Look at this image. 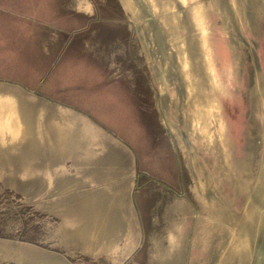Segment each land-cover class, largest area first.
Returning a JSON list of instances; mask_svg holds the SVG:
<instances>
[{"label": "rangeland", "instance_id": "374dc122", "mask_svg": "<svg viewBox=\"0 0 264 264\" xmlns=\"http://www.w3.org/2000/svg\"><path fill=\"white\" fill-rule=\"evenodd\" d=\"M141 2L0 0V79L72 108L61 115L66 125L95 121L126 144L129 160L134 156L125 187L128 222L119 233L133 225L138 233L132 229V239L109 259L80 250L71 258L76 264H246L228 260L224 212L234 220L230 211L264 168V0ZM235 28L253 46L259 75ZM193 43L212 89L206 105L193 90L192 104L205 113H193L191 121L185 81L197 89L201 78ZM35 106L40 111L42 104ZM73 109L85 116L75 119ZM8 186L0 184V239L35 242L42 234L36 213Z\"/></svg>", "mask_w": 264, "mask_h": 264}, {"label": "crops", "instance_id": "0c3cea01", "mask_svg": "<svg viewBox=\"0 0 264 264\" xmlns=\"http://www.w3.org/2000/svg\"><path fill=\"white\" fill-rule=\"evenodd\" d=\"M0 85V184L21 196L42 231L32 243L0 239V264H76L77 250L102 259L120 252L136 229L119 233L128 222L125 187L135 162L126 144L93 120L66 125L61 115L70 107L17 83Z\"/></svg>", "mask_w": 264, "mask_h": 264}, {"label": "water", "instance_id": "95a60500", "mask_svg": "<svg viewBox=\"0 0 264 264\" xmlns=\"http://www.w3.org/2000/svg\"><path fill=\"white\" fill-rule=\"evenodd\" d=\"M138 1L140 4H142L141 0H138ZM235 33L239 41L243 43V45L247 48L251 56L255 74L259 75L258 73L261 72V67H260V63H259L257 54L253 46L245 39V37L241 34V32L237 30L236 28H235ZM193 49L195 53L197 52V50H199L198 47L195 46L194 43H193ZM199 76H201V78L197 79V89L192 87L191 82H190V85H191L192 90H196L197 92L196 96L199 95V98L201 99L203 97L204 103L206 105L205 96L207 95L206 92L208 91V90L206 91V89H210L211 86L206 81V78L202 76V74H200ZM177 81L179 82L178 84L182 89L183 88L182 77L178 75ZM201 83L203 84V86H205V88L200 85ZM191 94L193 95V91L191 92ZM192 98H195L194 95ZM201 109H203V107H201ZM223 127L224 126L221 125V128ZM181 134H182V138L184 140V144L187 149V152L190 155H192V150L189 144V139L185 131L181 130ZM215 145H216L215 147L219 148L220 150L221 145L218 141L215 142ZM260 173L257 175V181L254 180L252 184L249 183L246 188L247 190L246 193L241 194V196H244L245 199L243 198V200L240 202L241 204L240 208L236 210L235 209L236 207H234L232 209L233 211H230L231 216L234 217V220H235L236 231L244 232L245 233L244 237L247 239L246 244H247L248 257L246 260V264H264V168L261 170ZM242 191L244 190L242 189ZM237 192L238 190L236 191V193ZM241 238L243 237L240 236V239ZM189 243L191 244V242Z\"/></svg>", "mask_w": 264, "mask_h": 264}, {"label": "bare ground", "instance_id": "6f19581e", "mask_svg": "<svg viewBox=\"0 0 264 264\" xmlns=\"http://www.w3.org/2000/svg\"><path fill=\"white\" fill-rule=\"evenodd\" d=\"M176 1V0H175ZM222 1V0H221ZM131 4V3H130ZM227 5V4H226ZM180 6V5H179ZM179 6H178V8H179ZM181 8V7H180ZM150 9H152V8H150ZM159 9V8H158ZM148 10V9H147ZM163 10V9H162ZM133 12V11H132ZM234 12V11H233ZM181 13V12H180ZM148 14H150V13H148ZM183 16V15H182ZM160 17V16H159ZM158 17V18H159ZM231 18V17H230ZM140 19H142V18H140ZM133 20V19H132ZM134 21V20H133ZM186 21V20H185ZM188 22V21H187ZM136 23V22H135ZM145 25V24H144ZM189 27H191V26H189ZM143 28H146V27H143ZM148 29V28H147ZM150 30V29H149ZM191 30V29H190ZM148 31V30H147ZM151 31V30H150ZM147 33V32H146ZM150 33V32H149ZM193 33V32H192ZM234 33V32H233ZM148 35V34H147ZM155 35V34H154ZM164 35H165V33H164ZM194 35V34H193ZM233 35V34H232ZM198 36V35H197ZM149 38V37H148ZM234 39V38H233ZM199 41V40H198ZM234 41V40H233ZM167 42V41H166ZM235 42V41H234ZM195 44H197L196 42H194ZM200 43V42H199ZM198 43V44H199ZM145 44H146V42H145ZM144 44V46H146ZM236 44H237V42H236ZM201 45V44H200ZM149 46V45H148ZM160 46V45H159ZM158 46V47H159ZM147 47V46H146ZM161 47V46H160ZM232 47V46H231ZM234 47V46H233ZM147 48H145V50H146ZM159 50V49H158ZM235 50V49H234ZM238 50V49H237ZM236 50V51H237ZM148 51V50H147ZM160 51V50H159ZM152 52V51H151ZM202 51L200 50V53H201ZM155 53V52H154ZM200 53H199V50H197V52H196V55H197V57L195 58V60L197 61V63H199L198 64V68H197V75H200L201 73H202V66H201V60L199 61V59H200ZM164 54V53H163ZM203 54V53H202ZM148 55V54H147ZM165 56V55H164ZM202 56V55H201ZM150 57V56H149ZM148 57V58H149ZM205 58V57H204ZM165 59H163V61H164ZM206 61V60H205ZM153 64V63H152ZM155 64V63H154ZM164 65V64H163ZM168 64H166V66H167ZM169 66V65H168ZM201 66V67H200ZM172 68V67H171ZM179 68V67H178ZM177 68V69H178ZM155 69H157L156 67H155ZM164 69V68H163ZM180 69V68H179ZM154 70V69H153ZM168 70H170V69H168ZM175 71H176V68H175ZM179 73V75H180V77H181V72L179 71L178 72ZM161 74V73H160ZM163 74V73H162ZM156 75V74H155ZM160 77H161V75H160ZM211 80V79H210ZM158 82V81H157ZM172 82V81H171ZM170 82V83H171ZM186 82V88H187V90H189V92H190V94H189V97H187V103H185V114H186V116L187 117H189L190 118V120L192 121L193 120V116H194V114H197V113H201V110H202V112H204L205 113V111L203 110V109H199L198 107H195V105H193L192 103H193V101H194V98H192L193 97V95L191 94V91H193L192 90V88H191V85H190V79L189 78H187V80L185 81ZM209 82V81H208ZM210 83V82H209ZM210 85V84H209ZM212 89V88H211ZM166 93H167V91H165ZM214 93V92H213ZM164 94V93H163ZM183 94V93H182ZM215 97V96H214ZM217 102H218V99H217ZM217 104V103H216ZM167 106V105H166ZM180 107H181V105H180ZM195 108V109H194ZM166 109V108H165ZM167 109H168V107H167ZM166 109V110H167ZM195 110V111H194ZM167 112V111H166ZM194 113V114H193ZM217 113V112H216ZM219 113V112H218ZM167 114V113H166ZM216 118V117H215ZM209 119V118H208ZM180 121V120H179ZM205 121V120H204ZM172 125V124H171ZM206 125V124H205ZM199 126L198 125H193V129H198L199 130V128H198ZM205 127H207V126H205ZM205 134H206V129H205ZM190 135V134H189ZM192 135V134H191ZM207 138V137H206ZM215 140V139H214ZM216 141V140H215ZM179 142V141H178ZM207 143V142H206ZM192 144V143H191ZM181 145V144H180ZM182 146V145H181ZM183 149V148H182ZM222 154V153H221ZM224 154V153H223ZM264 157V156H263ZM193 158V157H192ZM222 160H223V158H222ZM262 162V161H261ZM264 163V161L261 163V165ZM187 164V163H186ZM261 169H262V167L260 168V171H261ZM196 172V171H195ZM257 175V174H256ZM202 178V177H201ZM200 180V179H199ZM246 183H248V182H246ZM205 188V187H204ZM211 190V189H210ZM208 195V194H207ZM212 196V195H211ZM217 195H215V197H216ZM209 198V197H208ZM232 211V210H231ZM224 218H225V221H226V226L228 227V236H229V238H230V243H231V250H230V252H229V254H227V257H228V260H230V259H232V258H236L235 260H237L238 258H245V259H247V257H248V252H247V244H246V241H247V239L244 237V232H237L236 231V228H235V222H234V220L233 219H231V217H230V215L228 214V210L227 211H225L224 212ZM230 217V218H229ZM217 221V220H216ZM219 222H221V221H219ZM238 234V235H237ZM241 237H243V238H241L240 239V236ZM245 240V241H244ZM235 248V249H234ZM239 248V249H238ZM240 250V251H239ZM219 251V250H218ZM219 256V255H218ZM216 262H218V261H216ZM228 262H230L229 264H235V263H231V261H228Z\"/></svg>", "mask_w": 264, "mask_h": 264}, {"label": "flooded vegetation", "instance_id": "af4514ba", "mask_svg": "<svg viewBox=\"0 0 264 264\" xmlns=\"http://www.w3.org/2000/svg\"><path fill=\"white\" fill-rule=\"evenodd\" d=\"M205 147V146H204ZM244 199H245V197H244ZM242 200H243V197H242ZM240 206H241V204H240ZM240 206H239V208H240Z\"/></svg>", "mask_w": 264, "mask_h": 264}]
</instances>
